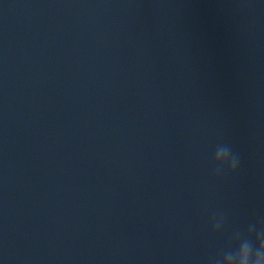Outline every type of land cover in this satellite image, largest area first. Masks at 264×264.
I'll list each match as a JSON object with an SVG mask.
<instances>
[{
	"label": "water",
	"instance_id": "1",
	"mask_svg": "<svg viewBox=\"0 0 264 264\" xmlns=\"http://www.w3.org/2000/svg\"><path fill=\"white\" fill-rule=\"evenodd\" d=\"M250 225L264 0H0V264H264Z\"/></svg>",
	"mask_w": 264,
	"mask_h": 264
},
{
	"label": "clouds",
	"instance_id": "2",
	"mask_svg": "<svg viewBox=\"0 0 264 264\" xmlns=\"http://www.w3.org/2000/svg\"><path fill=\"white\" fill-rule=\"evenodd\" d=\"M218 147L219 151L214 154V164L216 165L217 174L224 170V168L217 165L215 162V156L219 155H225L231 158L232 164L231 167L227 169V171L235 173L239 166V157L232 152V149L229 146L221 145ZM253 233H255L256 244H254L251 239ZM241 250L247 254L246 259L251 257L254 251L256 252L257 256L264 259V229L256 231L255 225H250L247 238L243 239V241L237 245L235 250H232L231 247H229V249L225 252V255L228 259H235ZM215 259L211 262V264H214Z\"/></svg>",
	"mask_w": 264,
	"mask_h": 264
}]
</instances>
